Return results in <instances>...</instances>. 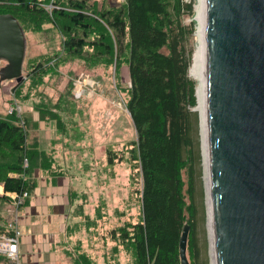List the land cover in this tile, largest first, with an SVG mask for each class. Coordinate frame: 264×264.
<instances>
[{
  "label": "trees",
  "instance_id": "obj_1",
  "mask_svg": "<svg viewBox=\"0 0 264 264\" xmlns=\"http://www.w3.org/2000/svg\"><path fill=\"white\" fill-rule=\"evenodd\" d=\"M45 4H51V15ZM193 12L194 0H123L104 8L89 0H0V13L13 14L25 32L23 16L29 14L40 17L38 25L52 21L64 36L56 56L29 61V77L46 72L61 55L94 66L116 61L128 67L126 106L136 131L131 152L142 183V219L125 224L121 235L133 247L136 264H181L179 238L186 223L192 264L199 257L194 181L201 161L200 119L197 81L189 72L195 22L184 20ZM17 109L0 114V234L7 231L3 210L11 201L8 192L16 198L32 194L38 185L36 169L51 176L58 168L54 155L28 144L24 123L32 121L31 111L18 115ZM78 258L77 264H96L86 252Z\"/></svg>",
  "mask_w": 264,
  "mask_h": 264
},
{
  "label": "rangeland",
  "instance_id": "obj_2",
  "mask_svg": "<svg viewBox=\"0 0 264 264\" xmlns=\"http://www.w3.org/2000/svg\"><path fill=\"white\" fill-rule=\"evenodd\" d=\"M89 1L94 2L98 8H104L120 4L123 0ZM44 7L52 14L50 4H45ZM197 9V0H194V12L185 15L184 20L187 23L195 22V30L190 38L193 60L189 72L197 81L199 104L202 81L195 64V53L200 48L199 22L195 19ZM39 19L40 17L29 14L23 16L27 28V50L23 68L25 78L21 82L15 79L0 80V114H7L15 106L18 108V115H21L22 110L31 111L32 121L24 123L28 131L27 142L36 143L52 158L55 156L58 166L57 172L51 174L53 179L39 168L35 171V177L38 171L42 174L39 176L48 178L50 183H55L61 176L70 178L71 187H75L69 191V197L77 207L74 213L86 203L87 206L96 208L91 216L93 219L88 217L82 229L90 230L92 239L103 241L102 248H98V252L102 249L103 263L114 264V258L118 264H136L133 247L121 235L125 224L136 223L142 219V183L131 152L136 131L126 106L130 85L128 67L124 62L117 65L116 61L110 65L94 66L79 58L61 55L46 72L29 77V61L37 62L56 56L61 52L64 38L55 23L42 20L38 25L36 21ZM198 104L196 110L200 119L201 161L194 181L197 222L195 238L199 248V257L195 264H213L212 233L209 227L208 166L206 146L203 142V116ZM109 150L116 156L114 163L109 161ZM183 177L186 189V169L183 170ZM72 190L74 194H70ZM8 193L11 201L6 204L7 212L3 211V215L12 218L14 211L27 204L26 200L29 198L25 197L24 201L18 204L16 193L15 197L12 192ZM186 201L187 204L192 201L188 192ZM76 220L78 226H74L73 231H79L83 217L77 216ZM100 235L103 236L101 240ZM80 242L82 243L79 241L76 244V241H73L74 248L73 251L70 250L75 261H78L82 252H86L95 262V258L98 259L96 247L90 245L86 249L80 246ZM187 256L192 264V254L187 251Z\"/></svg>",
  "mask_w": 264,
  "mask_h": 264
},
{
  "label": "water",
  "instance_id": "obj_3",
  "mask_svg": "<svg viewBox=\"0 0 264 264\" xmlns=\"http://www.w3.org/2000/svg\"><path fill=\"white\" fill-rule=\"evenodd\" d=\"M197 4L215 264H264V0ZM26 50L19 20L0 13L1 81L25 78Z\"/></svg>",
  "mask_w": 264,
  "mask_h": 264
},
{
  "label": "crops",
  "instance_id": "obj_4",
  "mask_svg": "<svg viewBox=\"0 0 264 264\" xmlns=\"http://www.w3.org/2000/svg\"><path fill=\"white\" fill-rule=\"evenodd\" d=\"M54 147L56 149V146ZM40 174L41 172H36L38 186L30 195L27 204L14 211L12 218L5 217L6 222L16 218L21 228L19 250L23 264H77L70 251L74 248L73 241H76V244L82 241L80 246L86 249L94 245L98 257L95 258V263L104 264L102 249L98 252V248H102L103 241L92 239L91 231L82 229L88 217L90 220L93 219L91 216L96 208L87 206L86 203L74 213L77 207L74 206V200L70 199L69 191L75 187H71L70 178L61 176L55 183H50L48 178L40 177ZM2 191L1 187L0 192ZM3 211L7 212L6 207ZM77 216L83 217V220L80 221L79 231H73V227L78 226ZM102 238L103 236L100 235V240ZM71 246L73 247L70 248ZM113 263L119 262L113 258ZM0 264L9 263L0 255Z\"/></svg>",
  "mask_w": 264,
  "mask_h": 264
},
{
  "label": "built area",
  "instance_id": "obj_5",
  "mask_svg": "<svg viewBox=\"0 0 264 264\" xmlns=\"http://www.w3.org/2000/svg\"><path fill=\"white\" fill-rule=\"evenodd\" d=\"M13 195L14 197L16 196L15 194ZM28 195L27 192H24L22 196L17 198V203H22ZM21 232L17 219L13 218L7 222V231L0 234V255L4 256L9 264H23L19 252Z\"/></svg>",
  "mask_w": 264,
  "mask_h": 264
},
{
  "label": "bare ground",
  "instance_id": "obj_6",
  "mask_svg": "<svg viewBox=\"0 0 264 264\" xmlns=\"http://www.w3.org/2000/svg\"><path fill=\"white\" fill-rule=\"evenodd\" d=\"M195 19L196 21L199 22V14H198V9L195 13ZM195 64H196V70L201 76V51L200 48L198 52L195 53ZM200 101H199V109L201 111V114L203 116V121H202V129H203V142L204 145L206 146L205 152H206V158H207V168H208V207H209V227H211V247H212V257H213V264L216 263L215 260V242H214V220H213V212H212V202H211V185H210V175H209V150H208V139H207V130H206V123H205V106H204V97H203V90H202V84L200 86ZM206 167V164H205Z\"/></svg>",
  "mask_w": 264,
  "mask_h": 264
},
{
  "label": "flooded vegetation",
  "instance_id": "obj_7",
  "mask_svg": "<svg viewBox=\"0 0 264 264\" xmlns=\"http://www.w3.org/2000/svg\"><path fill=\"white\" fill-rule=\"evenodd\" d=\"M5 64V61H1L0 62V67L3 66Z\"/></svg>",
  "mask_w": 264,
  "mask_h": 264
}]
</instances>
